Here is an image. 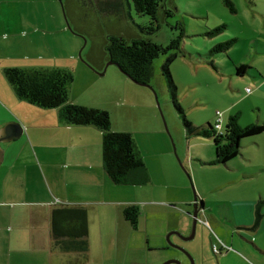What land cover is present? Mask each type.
Wrapping results in <instances>:
<instances>
[{
	"label": "rangeland",
	"instance_id": "1",
	"mask_svg": "<svg viewBox=\"0 0 264 264\" xmlns=\"http://www.w3.org/2000/svg\"><path fill=\"white\" fill-rule=\"evenodd\" d=\"M225 1L163 0L157 10L159 26L151 30L149 15L138 13L132 0H0V95L13 94L5 68L87 66L92 73L84 75L86 78H80L70 68L76 75V85L87 90L89 104H105L110 111L102 109L109 111L111 122L135 136L145 161L149 181L125 187L132 191L115 197L128 199L122 204L138 205L137 228L129 227L119 213L115 217L109 207H104L102 226L96 220L90 224L89 250L80 264H151L154 256L163 258L158 264L168 259L190 264L188 254L174 245L187 250L194 264L196 252L201 264H219L212 243L221 234L214 224L207 226L198 221L193 238H182L191 233L187 212L192 210L194 196L203 197L210 205L207 211L214 213L218 211V195L250 193L264 182V132L257 135V145L243 143L240 151L245 155H238L229 165L204 163L214 158L213 140L199 136L187 139L162 74L166 55L154 58L151 86H146L132 81L116 64L109 63L104 44L108 35L126 40L141 37L164 46L171 39H178V53L169 70L187 119L207 126L208 122L214 123L215 112L220 111L223 129L228 116L239 111L241 125L264 123V96L253 93L254 70L237 75L235 67L239 64L232 65V61H253V39L264 40V17L258 12L264 10V0H252L255 5L248 0H227L234 11ZM229 39H234L230 47L215 49ZM102 57L106 60L98 69ZM257 59L263 64L262 57ZM245 87L252 91L246 93ZM19 143L18 138L15 145ZM28 171V194H33V188L37 195L42 194L44 186L34 177L36 170ZM46 175L52 184L51 176ZM23 210L15 207L16 217L22 216ZM202 218L206 217L202 214ZM170 231L181 235L170 236L173 245L166 239ZM203 232L205 241L201 238L205 237ZM262 234L264 237V227ZM160 240L167 246L164 251L156 249ZM220 264L236 261L229 254Z\"/></svg>",
	"mask_w": 264,
	"mask_h": 264
},
{
	"label": "crops",
	"instance_id": "2",
	"mask_svg": "<svg viewBox=\"0 0 264 264\" xmlns=\"http://www.w3.org/2000/svg\"><path fill=\"white\" fill-rule=\"evenodd\" d=\"M248 2L255 5L252 0ZM258 12L264 17V10H258ZM259 33L258 30L257 35ZM253 41L255 47L253 61H231L232 65L242 62L251 65L250 67L254 70L251 74L252 84L255 86L253 93L264 96V61L262 60V64L257 59V57L264 59V40L255 37ZM105 60L102 57L98 61V69L103 67ZM80 65L63 64L73 68L80 78L84 75L91 76V70L87 66ZM111 71L116 73L117 70L111 68ZM75 74L68 91V101L110 111L105 104H89L87 90L76 85ZM246 88L248 87H245V92ZM44 109L18 99L14 93L0 95V130L10 122H16L21 126L19 137L3 142L5 143L3 147L2 143L0 144L3 150V159L0 164V172L2 171L0 173V264H80L86 258L80 262H74L73 260L78 257L75 252H59L51 248V209L58 206L85 208L89 235L93 220L102 226V219L105 217L104 207L110 208L111 215L116 217L119 213L123 219L122 210L130 205L122 204L128 202V199L115 197L132 191V188L125 187L134 186L113 183L102 167L101 132L91 125H63L57 111ZM222 120L221 117V129ZM111 130L125 129L111 122ZM132 137L136 148L141 153L135 136L132 135ZM258 137H247L242 140V143L248 144V141L257 145ZM18 138L20 143L15 145ZM188 152L187 157H190ZM238 155L244 156L245 153L240 151ZM231 160L227 162V165ZM29 168L36 170L34 177L44 186L42 194L37 195L36 188H33V194H28ZM246 170L247 167L244 168L243 176ZM47 173L51 176L52 184L47 178ZM219 193L222 194L221 191ZM260 198H264V182L250 193L237 196L218 195L215 200L217 204L219 203L218 211L214 213L207 211L210 205L202 200L203 197L198 198L203 204V210L198 216L200 219H203L202 214L206 217L203 219L205 222L203 225L214 224L221 234L215 237V241L219 239L228 249L218 254L219 264L229 254L232 255L236 264L240 262L264 264L262 245L264 243L262 234L264 203L256 207V202ZM4 207H7L9 211H6ZM15 207L24 209L22 216L16 217ZM255 209L258 210L259 216ZM226 235L229 236L230 242ZM166 247V244L160 240L156 249L164 251ZM194 259L195 264H201L199 253L196 252ZM161 260H163L161 256H154L150 263L158 264Z\"/></svg>",
	"mask_w": 264,
	"mask_h": 264
},
{
	"label": "trees",
	"instance_id": "3",
	"mask_svg": "<svg viewBox=\"0 0 264 264\" xmlns=\"http://www.w3.org/2000/svg\"><path fill=\"white\" fill-rule=\"evenodd\" d=\"M162 1L132 0L135 10L138 13L149 15L151 23H155L154 26L151 24V30H155L159 26L157 10ZM225 2L231 6V11H234L231 3L227 0ZM233 42L234 39H229L217 44L215 49L224 50L230 47ZM178 45L179 40L175 38L164 46L141 37L126 40L122 36L108 35L104 50L107 58L113 61L127 77L143 85L150 84L153 77L154 58L160 54L166 55L161 65L162 74L167 79L171 99L175 109L180 113L187 139L191 136L212 138L214 158L207 162L204 161V163L227 164L229 160L240 154L243 139L264 132V123L252 122L241 125L238 120L239 112H237L228 116L225 127L221 129V118L218 115L221 113L220 111L215 112L214 123L208 122L207 126L196 125L187 119L178 101L176 86L169 70L171 61L178 53ZM235 68L237 75L243 76L252 69L243 63ZM4 74L18 99L40 108H57L58 118L63 125H91L97 128L101 132L102 167L113 183L136 186L149 181L143 158L136 148L130 132L111 130V119L107 110L86 107L68 101V91L74 79V73L70 68L25 69L10 67L4 69ZM216 124H219V128L216 127ZM262 203H264V198L258 199L256 207ZM255 210L259 216L258 210ZM122 216L131 228L136 229L140 216L138 205L130 204L124 207ZM199 220L202 224L205 223L203 219L199 218ZM50 231L52 249L59 252H75L78 257H81V259L76 258V261L79 262L85 258L89 246L85 208L58 206L51 209ZM213 244L218 246V254L226 249L222 247L223 243L219 239Z\"/></svg>",
	"mask_w": 264,
	"mask_h": 264
},
{
	"label": "water",
	"instance_id": "4",
	"mask_svg": "<svg viewBox=\"0 0 264 264\" xmlns=\"http://www.w3.org/2000/svg\"><path fill=\"white\" fill-rule=\"evenodd\" d=\"M109 63L115 64L111 60H110ZM146 86H151V85L148 84ZM13 127L16 128V129H14ZM20 131H21V126L19 124H17L16 122H10L8 124H5L3 126V128H2V130H0V144L3 143V142H6V141H11L14 138L19 137ZM2 159H3V150H2V147L0 145V164L2 162ZM201 210H203V204H202V202H199L197 200V197L196 196H194V201L192 202V210L190 212H187V214L189 216H191V233L188 236L182 237L183 239L188 240V239L193 238L194 233H195L196 223L198 221H200L198 219V214L200 213ZM172 234L181 236L178 231H170V232H168L167 235H166V239L168 240L169 245H173L170 242V235H172ZM174 247H178L183 252L187 253L188 254V257L190 258V264H194V261H193L192 257L190 256V254L187 252V250H185L184 248L179 247L177 245H174ZM202 253H203V251H202ZM170 263L181 264L176 259H168V260H165L164 262H162L161 264H170Z\"/></svg>",
	"mask_w": 264,
	"mask_h": 264
},
{
	"label": "built area",
	"instance_id": "5",
	"mask_svg": "<svg viewBox=\"0 0 264 264\" xmlns=\"http://www.w3.org/2000/svg\"><path fill=\"white\" fill-rule=\"evenodd\" d=\"M246 91H247V92H250V89H249V88H246ZM217 113H218V112H217ZM218 115H220V114L218 113ZM218 120H219V118H218ZM216 127L219 128V124H216ZM221 245H222V247L226 248V246H225L224 244H221ZM212 249H213V251H214L215 253H218V252H219V248H218V246L215 245V244L212 245Z\"/></svg>",
	"mask_w": 264,
	"mask_h": 264
},
{
	"label": "flooded vegetation",
	"instance_id": "6",
	"mask_svg": "<svg viewBox=\"0 0 264 264\" xmlns=\"http://www.w3.org/2000/svg\"><path fill=\"white\" fill-rule=\"evenodd\" d=\"M189 219V222L191 223V218L189 217L188 218ZM199 219V218H198ZM197 226H198V222L196 223V227H195V231H196V229H197ZM204 234H205V237H204V235H201V238L205 241L206 240V233L205 232H203ZM171 236V235H170Z\"/></svg>",
	"mask_w": 264,
	"mask_h": 264
}]
</instances>
